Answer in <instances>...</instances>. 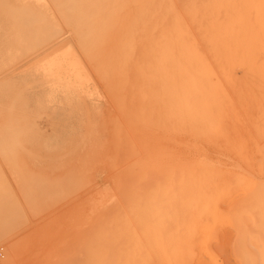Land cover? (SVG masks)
<instances>
[{"label":"rangeland","instance_id":"374dc122","mask_svg":"<svg viewBox=\"0 0 264 264\" xmlns=\"http://www.w3.org/2000/svg\"><path fill=\"white\" fill-rule=\"evenodd\" d=\"M219 1L246 10L244 28L264 13V0ZM162 2L170 33L213 0H0V264H175L182 193L206 178L180 162ZM246 138L260 143L247 237L233 231L217 264H264V115ZM150 251L158 261L140 259Z\"/></svg>","mask_w":264,"mask_h":264},{"label":"bare ground","instance_id":"6f19581e","mask_svg":"<svg viewBox=\"0 0 264 264\" xmlns=\"http://www.w3.org/2000/svg\"><path fill=\"white\" fill-rule=\"evenodd\" d=\"M165 5L156 8L162 50L177 57L180 162L206 178L194 194L182 193L185 229L175 264H217L229 256L233 231L238 242L246 241L245 194L249 179L260 171L253 159L249 165L247 153L251 145L253 156L260 143L249 144L246 130L264 115V62L251 53L254 45L244 42H255L249 41L252 35L264 41L263 8L253 6L254 20L244 28L246 10L231 3L226 11L213 0L207 8L192 6L193 20L179 22L180 30L169 33ZM200 15L207 16L206 23ZM159 257L150 251L140 259Z\"/></svg>","mask_w":264,"mask_h":264}]
</instances>
